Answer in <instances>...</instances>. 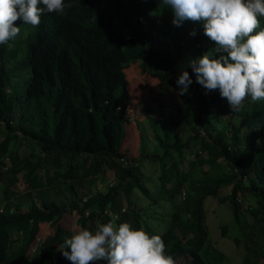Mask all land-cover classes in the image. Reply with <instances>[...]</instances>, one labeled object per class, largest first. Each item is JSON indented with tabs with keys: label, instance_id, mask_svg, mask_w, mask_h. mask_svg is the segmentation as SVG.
<instances>
[{
	"label": "trees",
	"instance_id": "obj_1",
	"mask_svg": "<svg viewBox=\"0 0 264 264\" xmlns=\"http://www.w3.org/2000/svg\"><path fill=\"white\" fill-rule=\"evenodd\" d=\"M70 2L66 14L46 13L34 30L13 40V46L23 42L24 53L12 67L28 65L20 99L10 87L5 44H0V264H19L27 252L28 264H72L61 252L72 233L58 220L71 209L80 230L109 222L112 214L104 210L109 209L120 217L117 225L127 220L134 229L160 235L175 264H221L223 253L207 236L205 195L226 200L238 232L235 243L242 236L250 241L243 264H264V100L246 97L239 111H231L219 90L206 94L189 61L214 50L215 42L204 34L203 22L173 25L172 9L160 0ZM259 19L264 28V17ZM132 59L157 78L158 90L177 93L174 114L166 119L169 137L153 129L155 145L143 152V134L138 133L137 157L157 161L154 190L170 205L162 217L152 216V223L130 196L137 189L153 198L137 160L126 161L119 150L124 127L119 125L110 144L99 133L104 113L125 108L122 80ZM183 70L193 83L181 96L176 79ZM233 115L239 117L228 127ZM18 136L34 150L30 146L19 154L9 144ZM106 166L114 179L101 189L94 187ZM19 178L21 189L15 187ZM226 184L228 190L218 194ZM179 191L181 197L175 195ZM242 204L249 219L241 218ZM43 220L53 228L36 239ZM225 226L219 223L221 235Z\"/></svg>",
	"mask_w": 264,
	"mask_h": 264
},
{
	"label": "clouds",
	"instance_id": "obj_2",
	"mask_svg": "<svg viewBox=\"0 0 264 264\" xmlns=\"http://www.w3.org/2000/svg\"><path fill=\"white\" fill-rule=\"evenodd\" d=\"M173 13V25L185 20L203 22L204 34L215 42L214 50L202 53L189 64L195 81L205 93L219 90L231 111H239L245 98L264 100V0H160ZM72 3L66 0H0V44L15 40L23 24L38 26L46 13L66 14ZM259 29V30H257ZM191 35H195L193 30ZM213 52L220 53L218 57ZM192 77L181 71L176 84L179 95L188 94ZM112 215L96 230L81 229L66 238L62 255L72 264H175L165 252L158 234L134 229Z\"/></svg>",
	"mask_w": 264,
	"mask_h": 264
},
{
	"label": "rangeland",
	"instance_id": "obj_3",
	"mask_svg": "<svg viewBox=\"0 0 264 264\" xmlns=\"http://www.w3.org/2000/svg\"><path fill=\"white\" fill-rule=\"evenodd\" d=\"M19 25L21 29L20 35L16 38L22 36L26 31L34 30L35 27L31 25L23 24L20 21ZM14 49V53L10 54V50ZM24 53L23 42H20L13 46V40L5 43L3 57L6 68L11 76V88L14 89L17 93V98L20 99L22 80L28 74V65H23L20 68H13V64L18 60ZM173 74V73H172ZM123 85L127 95V103L125 108L120 111H108L104 113L105 125L99 129L100 134L106 135V142L109 144L116 137L119 125L122 124L124 127V135L122 142L120 144L119 150L123 152L125 160L133 158L137 160V163L144 174V182L148 187L149 194L153 196L152 201L150 197L143 195L139 190L132 189L130 196L133 197L134 202L140 206L139 213L150 223L153 222L154 216L161 215L162 212H166L170 209L169 203L165 200L162 194L159 191H155L157 187V172L159 169L158 163L154 159H149L147 157H137L138 154V133L143 134L144 143L143 152H148L155 145L154 138H152V131L163 135L164 137H169V128L166 123L168 117L173 116V107L177 101V93L171 91H160L157 89V78L148 74L147 72L141 71L138 68L137 60H129L127 65L124 67V76H123ZM17 101V100H16ZM16 101L14 105L16 106ZM238 115H233L228 120V127L233 123H236ZM242 128V127H241ZM15 133H21L18 128L13 129ZM11 141V140H10ZM14 149L21 154L27 148H33L31 142L28 139L21 138L20 136L17 139L9 142ZM200 155L203 154V151L199 150ZM187 157H190L187 154ZM184 163V162H183ZM187 163L183 164V167H187ZM204 168H207V164L203 163L201 165ZM224 168V165L220 167ZM209 169V168H208ZM113 171L110 167H105L101 175H99L93 186L96 188H103L109 180L114 179ZM24 185V182L19 178L15 182V187L21 189ZM229 185H223L218 188L217 193L222 194L228 190ZM244 193V191L242 192ZM181 192L179 191L175 195L181 197ZM241 198V193L238 194ZM244 199V197H243ZM120 201L124 204V199L121 196ZM243 201L246 202L244 199ZM254 203L253 199L248 201ZM26 203H24L25 205ZM22 205V207L24 206ZM204 206V221L207 228L208 240L213 246H218L223 255L221 264H243L246 260L245 255V245L250 244V241L245 236H242L239 243H235L233 240V235L237 234V229L230 217L229 207L226 204V200L217 201V199L210 195H205L203 198ZM239 212L242 219H249L248 213L244 209V204L239 207ZM153 216V217H152ZM161 215L160 217H162ZM76 212L74 209L65 211L60 218L59 222L65 227L69 228L72 235L80 231V228L75 220ZM158 217L157 219H159ZM127 222V220L121 221ZM120 222V223H121ZM226 222L224 235L220 234L219 223ZM39 230L36 235V239H40L45 233L50 232L53 228V224L47 222L46 220L40 221ZM29 263V252L23 255L20 259L19 264H28ZM262 264V261H260Z\"/></svg>",
	"mask_w": 264,
	"mask_h": 264
},
{
	"label": "built area",
	"instance_id": "obj_4",
	"mask_svg": "<svg viewBox=\"0 0 264 264\" xmlns=\"http://www.w3.org/2000/svg\"><path fill=\"white\" fill-rule=\"evenodd\" d=\"M140 16H138V18H139ZM0 122H2V119H0ZM109 182H111V180H109L108 181V183ZM119 209L121 210V209H123V205H121V206H119ZM105 211H106V213H108V214H112V215H114L115 214V211H111V210H109V209H104Z\"/></svg>",
	"mask_w": 264,
	"mask_h": 264
}]
</instances>
